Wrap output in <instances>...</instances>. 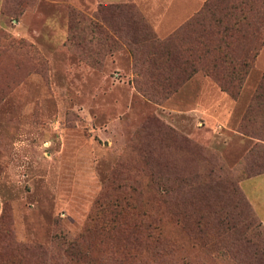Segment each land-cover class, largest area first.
<instances>
[{"label":"rangeland","instance_id":"rangeland-1","mask_svg":"<svg viewBox=\"0 0 264 264\" xmlns=\"http://www.w3.org/2000/svg\"><path fill=\"white\" fill-rule=\"evenodd\" d=\"M183 1L0 0V264H70L64 240L112 204L161 228L136 264H264V175L247 179L264 171V43L236 98L200 70L166 94L141 36L113 31L132 7L164 39L205 0L162 31ZM92 232V252L123 244Z\"/></svg>","mask_w":264,"mask_h":264},{"label":"trees","instance_id":"trees-1","mask_svg":"<svg viewBox=\"0 0 264 264\" xmlns=\"http://www.w3.org/2000/svg\"><path fill=\"white\" fill-rule=\"evenodd\" d=\"M124 20L128 21L126 25L113 31L117 35L125 31L133 37L141 36L148 52L137 59V64L141 69L146 68L151 88L166 94L176 91L200 70L221 90L236 98L264 43V0H205L191 18L164 39L157 38L132 7L124 11ZM260 92H264V75L256 96ZM232 190L239 195L234 187ZM126 207L107 205L103 209L107 213L105 217L91 219L80 234L64 240L63 251L68 262L136 264L142 249L161 244L158 223L131 224L116 219ZM2 213L3 206L0 224ZM117 228L121 231L117 240L123 242L121 246H111L102 253L92 252V231L97 234L94 236L97 246L102 247L114 241L110 234Z\"/></svg>","mask_w":264,"mask_h":264},{"label":"crops","instance_id":"crops-1","mask_svg":"<svg viewBox=\"0 0 264 264\" xmlns=\"http://www.w3.org/2000/svg\"><path fill=\"white\" fill-rule=\"evenodd\" d=\"M203 1H204V0H195L194 2H192L191 0H184V1L182 2V4H181V3H180L181 0H180L179 4H177V5L173 8V12H172V14H171L172 16L169 17V18H167V19H165V21H164V23H163V26H162L161 30H162V31H163V30L165 31V30L170 29V28H172L173 26H175L174 24H176V22H177L178 19H180L183 15H186V14H189V13L192 12L190 9L188 10V8L194 7V5H197L198 3H201V2H203ZM178 5H179V6H178ZM174 17H175V20H174V22L172 23V25H170L167 29H164V27H165V26H164V25H165V22H167V20H171V19H173ZM261 54H262V51L260 52V54H259V56H258V59L260 58ZM262 57H263V56H262ZM261 59H262V58H261ZM260 62H261V61H260ZM263 175H264V173H261V174H258V175H256V176H252V177L247 178V179H252V178L259 177V176H263ZM253 208H254L256 214L258 215V217H259V219H260V221H261V223H262V225H263V227H264V218L262 217V216H264V215L259 216L256 207L253 206ZM0 211H1V201H0Z\"/></svg>","mask_w":264,"mask_h":264}]
</instances>
